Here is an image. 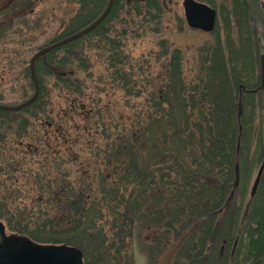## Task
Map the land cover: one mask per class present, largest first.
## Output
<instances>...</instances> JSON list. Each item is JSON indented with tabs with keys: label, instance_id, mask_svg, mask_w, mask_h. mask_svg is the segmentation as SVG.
Here are the masks:
<instances>
[{
	"label": "trees",
	"instance_id": "trees-1",
	"mask_svg": "<svg viewBox=\"0 0 264 264\" xmlns=\"http://www.w3.org/2000/svg\"><path fill=\"white\" fill-rule=\"evenodd\" d=\"M40 1L0 3V102L33 92L39 21L29 17ZM65 1L80 8L44 46L107 3ZM165 14L164 0H114L95 29L37 59L36 100L0 110V220L36 242L79 248L84 264H134V244L147 259L174 246L173 264H199L216 223L211 259L261 264L264 234L238 239L233 167L239 127L250 123L237 116L234 60L216 35L185 71L162 33ZM149 35L157 50L134 55L129 44Z\"/></svg>",
	"mask_w": 264,
	"mask_h": 264
},
{
	"label": "rangeland",
	"instance_id": "rangeland-1",
	"mask_svg": "<svg viewBox=\"0 0 264 264\" xmlns=\"http://www.w3.org/2000/svg\"><path fill=\"white\" fill-rule=\"evenodd\" d=\"M3 0H0V3ZM213 3L209 4L213 7L217 12V20L214 28V32H203L197 29H193L187 26L184 16H183V8H182V0H164L165 4V16L162 21L161 30L164 35L171 42L175 47L179 48L182 53L184 54V70L185 71H192L195 68V60H196V53L197 50L202 47H208L211 45L218 36V39L221 41L222 50L225 55V60L227 58H231L234 60V65L238 67L246 68L247 72L251 71V51H246L247 47L250 48L249 40L243 46L242 39L239 37V34L236 31V26L233 23L229 25H225L224 19V12H223V5L230 7L229 0H212ZM203 2V1H202ZM206 3V2H205ZM208 4V3H207ZM80 5L77 3H68L65 0H41L39 4H37L34 8V13L31 17H29L30 24L34 21H39L38 28L36 27L35 31L33 32L34 37L37 39L39 45L35 49H39L40 47L44 46V42L47 40H54L57 36L62 33V31L66 28L68 18L72 16L78 9ZM225 15V14H224ZM217 35V36H216ZM60 39V38H59ZM58 40V39H57ZM48 45V44H47ZM129 48L132 49V53L134 55L139 54H147L150 51L155 52L157 47L154 45L153 38L149 35L144 37L135 42L134 45L129 44ZM33 51V53L35 52ZM32 53V54H33ZM148 56V54H147ZM150 57V56H149ZM250 63V64H249ZM154 66V65H153ZM155 67V66H154ZM235 67V66H234ZM251 73V72H250ZM6 98L1 103L14 105L23 100L24 98L21 97L19 94H6ZM243 119L245 120L246 124L250 123V115L251 110L248 104H243ZM258 112V111H257ZM255 113L253 115V124L255 127L258 124L262 127L264 126V116L261 117L260 112ZM248 144L249 136L244 137ZM250 144V142H249ZM254 149V142H252V146L248 148L249 157L252 155ZM247 150V148H246ZM245 151V153H247ZM255 155V153H254ZM245 188L242 187L239 189L237 195L235 196V203L241 204V220H246V216L249 214H243L245 208L251 207L250 197H249V190L251 187V180L245 179L242 183ZM245 189V190H244ZM246 212V211H245ZM245 218V219H244ZM242 220V223H243ZM245 223V222H244ZM7 228V227H6ZM240 228L246 229L245 226L240 225ZM8 232H10L7 229ZM148 231L141 232L142 236H146ZM148 235V234H147ZM144 238V237H143ZM142 240V239H141ZM214 249L211 251V255L219 253L220 247H218V242H215L213 245ZM134 249V264H173V252L175 247H168L164 252L163 256L160 259H147L146 253L142 252L137 244L133 245ZM220 257V255H219ZM223 259H209L207 264H222Z\"/></svg>",
	"mask_w": 264,
	"mask_h": 264
},
{
	"label": "flooded vegetation",
	"instance_id": "flooded-vegetation-1",
	"mask_svg": "<svg viewBox=\"0 0 264 264\" xmlns=\"http://www.w3.org/2000/svg\"><path fill=\"white\" fill-rule=\"evenodd\" d=\"M230 7L223 5V16L225 20V25H229L234 22L236 26V31L239 34L240 39H242V44L247 43L249 40L250 48L244 49L246 53L251 51V73L246 71V68L238 67L234 65L235 71V82L237 87V116L239 118L243 115V104H248L251 110L250 115V128L243 129L239 127L238 143L236 148V161L234 163L238 165L239 180L236 186L232 187L235 189V196L237 195L239 189L242 187L243 181L245 179L251 180V187L248 192L251 199H255V204L249 208H245L242 214H249L246 216V220H243L241 225L245 226L246 229L239 227L238 239H242L245 236L249 238L254 237L255 239H260L264 234V126L261 123L257 127L253 124V115L258 111L261 117L264 116V0H229ZM250 64V63H249ZM263 68V70H262ZM257 112V113H258ZM243 134L248 135V144L244 145ZM250 142V144H249ZM254 142V149L252 155L249 157L248 148L252 146ZM247 148V150H246ZM245 151L247 153H245ZM255 153V155H254ZM262 167L260 172L257 187L254 194L251 195V188L254 180L257 178L259 169ZM234 172V167H233ZM234 180V179H233ZM245 190V189H244ZM246 211V212H245ZM220 221L223 220L225 213H220ZM245 219V218H244ZM246 221L249 224H246ZM245 222V223H244ZM216 228L214 237L212 241L209 240V236L213 230ZM221 232L219 231L218 224L212 225L209 231L207 239L206 251L203 253L202 257L206 255L205 264L211 259V247L215 245L218 237H220ZM237 245V242L233 243ZM218 247H220V242H218ZM201 257V258H202ZM261 259H264V248ZM261 264H264L262 261Z\"/></svg>",
	"mask_w": 264,
	"mask_h": 264
},
{
	"label": "water",
	"instance_id": "water-1",
	"mask_svg": "<svg viewBox=\"0 0 264 264\" xmlns=\"http://www.w3.org/2000/svg\"><path fill=\"white\" fill-rule=\"evenodd\" d=\"M114 4V0H107L103 11L89 24L83 28L62 37L37 49L29 58V73L33 83V92L25 100L9 105L0 103L1 111L14 112L21 110L32 104L39 94V83L35 72L37 59L44 58L45 55L67 43L77 40L95 29L109 14ZM183 16L188 27L198 29L203 32L213 30L216 23V10L209 4L199 0H182ZM263 70V68H262ZM251 188L253 195L257 187L260 172ZM239 180L238 165H234L233 186ZM216 228H213L209 240L212 241ZM206 255L201 258L200 264H205ZM264 261V259H263ZM0 264H83V255L79 248L68 244H44L39 243L24 234L8 232L5 224L0 221Z\"/></svg>",
	"mask_w": 264,
	"mask_h": 264
}]
</instances>
